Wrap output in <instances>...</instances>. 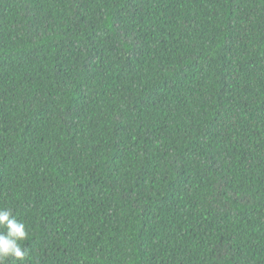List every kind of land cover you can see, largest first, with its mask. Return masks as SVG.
I'll list each match as a JSON object with an SVG mask.
<instances>
[{
	"label": "trees",
	"instance_id": "16d2710c",
	"mask_svg": "<svg viewBox=\"0 0 264 264\" xmlns=\"http://www.w3.org/2000/svg\"><path fill=\"white\" fill-rule=\"evenodd\" d=\"M0 207L7 264H264V0H0Z\"/></svg>",
	"mask_w": 264,
	"mask_h": 264
},
{
	"label": "clouds",
	"instance_id": "9594fccd",
	"mask_svg": "<svg viewBox=\"0 0 264 264\" xmlns=\"http://www.w3.org/2000/svg\"><path fill=\"white\" fill-rule=\"evenodd\" d=\"M28 232L23 221L18 220L11 209L0 207V264H7L10 258L23 262L27 250L22 248Z\"/></svg>",
	"mask_w": 264,
	"mask_h": 264
}]
</instances>
